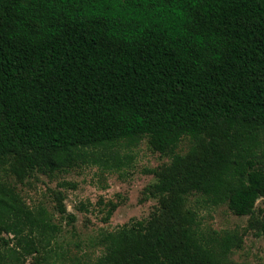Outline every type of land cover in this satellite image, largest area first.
<instances>
[{"label": "trees", "instance_id": "trees-1", "mask_svg": "<svg viewBox=\"0 0 264 264\" xmlns=\"http://www.w3.org/2000/svg\"><path fill=\"white\" fill-rule=\"evenodd\" d=\"M143 139L171 156L158 206L102 231L97 264H239L243 234L264 236V0H0V264H50L60 231L9 177L112 170ZM192 193L244 230L203 226Z\"/></svg>", "mask_w": 264, "mask_h": 264}, {"label": "rangeland", "instance_id": "rangeland-1", "mask_svg": "<svg viewBox=\"0 0 264 264\" xmlns=\"http://www.w3.org/2000/svg\"><path fill=\"white\" fill-rule=\"evenodd\" d=\"M189 144L184 137L175 151L185 153ZM119 156V166L112 170L81 163L66 172L47 175L34 171L21 181L8 178L26 205L44 207L60 228L51 244L50 264H97L101 254L98 236L102 231L146 219L158 206L157 198L147 193L156 182L151 170L169 163L171 156L151 150L146 139L137 146L120 149ZM65 181L73 185H62ZM57 192H61L65 207L62 213L56 207ZM113 203L116 207L107 218ZM187 203L196 209L203 226L217 230L242 232L249 220L248 215L233 214L225 204H208L197 193L188 195ZM263 211L264 196L256 200L254 214L258 216ZM230 257L239 264H264V236L248 230L243 234L242 246L234 249ZM24 264L44 263L40 257L30 255Z\"/></svg>", "mask_w": 264, "mask_h": 264}]
</instances>
